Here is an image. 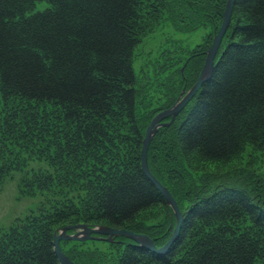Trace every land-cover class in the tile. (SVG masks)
Listing matches in <instances>:
<instances>
[{"label":"trees","instance_id":"1","mask_svg":"<svg viewBox=\"0 0 264 264\" xmlns=\"http://www.w3.org/2000/svg\"><path fill=\"white\" fill-rule=\"evenodd\" d=\"M38 1L0 0V184L18 178L42 201L0 232V264H60L54 228L70 221L147 233L161 246L174 215L159 232L141 220L167 204L141 167L148 122L137 112L133 62L149 22L140 13L159 19L161 6L174 29L215 31L227 0H45V11L26 16ZM205 51L185 61L188 88ZM219 54L148 152L185 215L181 234L165 255L119 238L116 264H264V176L222 184L227 171L216 167L221 185L209 177L211 164L227 165L247 145L264 149V0H235ZM155 147L166 152L151 160Z\"/></svg>","mask_w":264,"mask_h":264},{"label":"rangeland","instance_id":"2","mask_svg":"<svg viewBox=\"0 0 264 264\" xmlns=\"http://www.w3.org/2000/svg\"><path fill=\"white\" fill-rule=\"evenodd\" d=\"M148 3L153 2L150 1ZM153 4L158 6L157 1ZM47 7H49L47 1H39L26 16L43 12ZM157 8L159 10V19L152 18L154 16L153 11L151 14H148L149 12L147 10H144V12L141 11L140 13L143 19L147 16L149 26L145 25L143 29L140 43L135 50L133 62L134 72L138 82L137 112L140 120H146L148 122L147 124H149L153 116H156L163 109L169 107L174 102H180L178 99L182 100L179 97L185 94L183 91L184 88H188L181 76L182 69H185V61L191 54L200 53L202 50H209L214 39V31L208 27H195L192 30L182 28L174 29L172 26L173 22L170 20L167 11L161 6ZM221 20L217 21L218 28ZM1 106L0 111L2 110ZM184 111L185 109L177 115L176 121L180 120ZM176 121L166 128L169 129L171 126H174ZM8 146L14 150L11 144ZM165 152L166 149L161 151L160 148L155 147L150 158L151 160H156L161 153ZM225 166L221 163H217L215 166L211 164L212 169L210 168L209 177L213 179V186L220 184L219 178L222 175L220 171L215 169L216 167L227 171L225 173L226 176H223L224 178L221 181L222 184H237L238 182L242 185L247 179L249 180L254 177L258 182V178L264 176V149H257L247 145L243 152ZM208 182L210 183V181ZM29 191H21L19 179L15 177L0 184V232L10 229L14 222L24 220L31 215H36L39 211L42 204L39 198L41 194L36 193L35 189ZM71 193H74V190H71ZM260 194V198L264 199L263 192ZM171 213L174 215V212L168 206L165 208L160 205L152 208L141 220H144L148 226H152L155 232H159L165 226L167 216L169 215L171 217ZM69 223L55 227L54 231L58 232L64 227L77 225H86L88 228L108 227V225L103 223ZM175 227L176 222L174 224L172 222L168 228L170 230L167 233L166 239L160 243L161 246L159 247L167 244L173 235ZM181 229L182 226L179 230L180 234ZM80 231L83 230L76 228L68 230L67 233L77 234ZM100 235L92 233L91 238H87L84 241L62 240L59 244L66 256L77 264L80 263V260L86 262V259L93 260L95 264H116L124 247L107 241L93 239ZM145 235L148 234L145 233ZM175 244L176 242L171 245L170 249Z\"/></svg>","mask_w":264,"mask_h":264},{"label":"water","instance_id":"3","mask_svg":"<svg viewBox=\"0 0 264 264\" xmlns=\"http://www.w3.org/2000/svg\"><path fill=\"white\" fill-rule=\"evenodd\" d=\"M234 2L235 0H227L222 24L220 26L219 31L214 36L213 43L210 49L206 52V59H205L203 68L200 72L197 82L186 93V95L182 98V100H180V102L177 101L171 108L166 109L164 112L160 113L152 120V122L149 124L146 130L145 138L143 141V149H142V155H141L142 170L145 173V175L148 177V179L155 185L158 191L162 194V196L165 199V202L172 208L176 216V221H177L176 227L174 229L173 235L171 236L170 240L163 247L156 248L153 240L148 235L137 234V233L131 232L126 229H114V228H109V227L88 228L86 225L67 226V227L60 229L58 232L54 233V247H55L54 253L56 254L61 264H76V263L70 260L61 251L59 242L61 240L84 241L87 238H91L92 233L101 234V235H109V237L106 239L109 241L114 236H124V237L132 239L139 245L144 246L147 249L153 252H157L159 254H165L169 250L171 245H173L178 239L179 234H180L179 230L184 220V215L181 213L180 209L178 208V204L176 200L174 199V197L172 196V194L170 193V191L168 190V188L165 187L160 181H158L151 173L149 169V165H148V159H147L148 148L150 146V143L154 135L159 131V129L161 127L170 125V123L163 122V119L167 117H171V116L176 117L184 109V107L194 98L196 93L200 90L202 84L210 79L213 73V70L215 68V59L219 52L223 38L231 25ZM76 228H80L83 231H80L79 233L72 234V235L67 233L68 230L76 229Z\"/></svg>","mask_w":264,"mask_h":264},{"label":"bare ground","instance_id":"4","mask_svg":"<svg viewBox=\"0 0 264 264\" xmlns=\"http://www.w3.org/2000/svg\"><path fill=\"white\" fill-rule=\"evenodd\" d=\"M166 109H163L161 112H159L157 115H159L160 113H162V112H164ZM156 115V116H157ZM156 116H153L151 119H150V122H149V124L152 122V120L156 117ZM174 118V119H173ZM173 119V120H172ZM176 117L175 116H171V117H167V118H165V119H163V121H165V122H167V123H170V125L171 124H173L175 121H176ZM158 135V134H157ZM142 149H143V147H142ZM148 152H149V148H148ZM141 155H142V150H141ZM147 159H148V154H147ZM141 167H142V161H141Z\"/></svg>","mask_w":264,"mask_h":264}]
</instances>
